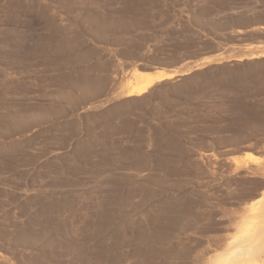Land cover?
<instances>
[{
    "label": "rangeland",
    "instance_id": "374dc122",
    "mask_svg": "<svg viewBox=\"0 0 264 264\" xmlns=\"http://www.w3.org/2000/svg\"><path fill=\"white\" fill-rule=\"evenodd\" d=\"M263 193L264 0H0V264H264Z\"/></svg>",
    "mask_w": 264,
    "mask_h": 264
},
{
    "label": "bare ground",
    "instance_id": "6f19581e",
    "mask_svg": "<svg viewBox=\"0 0 264 264\" xmlns=\"http://www.w3.org/2000/svg\"><path fill=\"white\" fill-rule=\"evenodd\" d=\"M178 75V73H174V72H166V71H157L155 74L151 75L150 79L148 80L147 83H145L144 85H141V86H135V87H132L130 88L127 93H126V96H141L143 95L147 89L152 86L154 83L156 82H159V81H162V80H166V79H173L175 78L176 76ZM240 193V192H239ZM229 194V193H228ZM264 194V193H263ZM228 196V195H227ZM234 196V195H233ZM247 196V195H246ZM210 203V202H209ZM206 205H209L207 203H205ZM250 204V203H249ZM245 208V207H244ZM244 214L245 213H248L247 216L249 217H254V219L256 218L258 220V218L260 219L258 221V225H259V222H260V225L258 226L257 229H264V198L263 199H260L258 201H256L255 203H252L250 204L249 206H247L244 210ZM236 212V211H235ZM234 212V214H235ZM237 213V212H236ZM232 214H233V211H232ZM231 215V214H230ZM246 216V217H247ZM243 217V216H242ZM245 217V216H244ZM231 218L233 219V217L231 216ZM235 218V217H234ZM238 219V218H237ZM236 220V219H235ZM247 221V220H246ZM245 221V222H246ZM234 222V220H233ZM237 222V220H236ZM240 222V221H239ZM255 222V220H254ZM242 224H244V222L241 221ZM253 223V222H252ZM257 223V222H256ZM238 224V222H237ZM238 227H242V226H238ZM243 228V230H242ZM241 230L242 232L246 231L244 230V227H242ZM239 229V228H238ZM240 230V231H241ZM238 231V232H240ZM258 231V230H257ZM259 232V231H258ZM256 232V233H258ZM241 233V232H240ZM246 233V232H245ZM255 233V232H254ZM259 234V233H258ZM242 235V234H241ZM255 235V234H254ZM257 235V234H256ZM250 237V236H249ZM251 238V237H250ZM244 241V240H243ZM259 242V241H258ZM264 242V241H263ZM264 245V244H263ZM263 247V246H261ZM260 247V249H262ZM264 248V247H263ZM262 252V250H260ZM264 254V253H263ZM263 257V256H262ZM264 260V259H262ZM257 261V260H255Z\"/></svg>",
    "mask_w": 264,
    "mask_h": 264
}]
</instances>
